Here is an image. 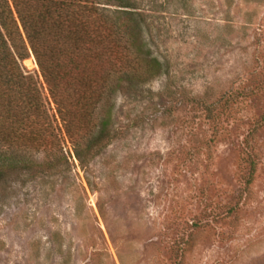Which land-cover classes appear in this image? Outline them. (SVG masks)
Returning a JSON list of instances; mask_svg holds the SVG:
<instances>
[{"label":"rangeland","instance_id":"1","mask_svg":"<svg viewBox=\"0 0 264 264\" xmlns=\"http://www.w3.org/2000/svg\"><path fill=\"white\" fill-rule=\"evenodd\" d=\"M98 3L138 25L93 114L112 138L81 164L62 136L53 169L0 146V264H264V0Z\"/></svg>","mask_w":264,"mask_h":264},{"label":"trees","instance_id":"2","mask_svg":"<svg viewBox=\"0 0 264 264\" xmlns=\"http://www.w3.org/2000/svg\"><path fill=\"white\" fill-rule=\"evenodd\" d=\"M98 2L0 0V146L44 152L46 159L36 169L56 166L52 157L63 137L81 164L112 138L108 120L92 133L93 114L115 68L128 64L138 25L132 26V13L123 20L108 17ZM30 56L56 107L59 126L37 82L22 67ZM6 162H0V185L12 171Z\"/></svg>","mask_w":264,"mask_h":264},{"label":"bare ground","instance_id":"3","mask_svg":"<svg viewBox=\"0 0 264 264\" xmlns=\"http://www.w3.org/2000/svg\"><path fill=\"white\" fill-rule=\"evenodd\" d=\"M26 64L29 66V67H31V66H33V63H31V62H26Z\"/></svg>","mask_w":264,"mask_h":264}]
</instances>
